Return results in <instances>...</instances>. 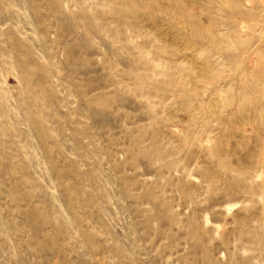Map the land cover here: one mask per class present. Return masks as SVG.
Instances as JSON below:
<instances>
[{
  "label": "rangeland",
  "instance_id": "rangeland-1",
  "mask_svg": "<svg viewBox=\"0 0 264 264\" xmlns=\"http://www.w3.org/2000/svg\"><path fill=\"white\" fill-rule=\"evenodd\" d=\"M0 264H264V0H0Z\"/></svg>",
  "mask_w": 264,
  "mask_h": 264
}]
</instances>
